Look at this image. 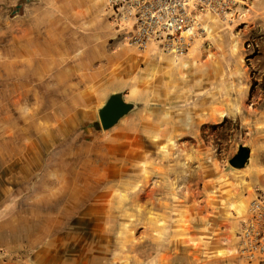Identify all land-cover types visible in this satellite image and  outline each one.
Returning <instances> with one entry per match:
<instances>
[{
  "label": "rangeland",
  "instance_id": "1",
  "mask_svg": "<svg viewBox=\"0 0 264 264\" xmlns=\"http://www.w3.org/2000/svg\"><path fill=\"white\" fill-rule=\"evenodd\" d=\"M242 1L177 54L129 45L107 0H0L11 264H257L240 249L264 206V27ZM116 92L135 107L104 130Z\"/></svg>",
  "mask_w": 264,
  "mask_h": 264
},
{
  "label": "built area",
  "instance_id": "2",
  "mask_svg": "<svg viewBox=\"0 0 264 264\" xmlns=\"http://www.w3.org/2000/svg\"><path fill=\"white\" fill-rule=\"evenodd\" d=\"M237 1L241 0H107V5L129 45L145 49L155 44L181 54L186 42L202 29L198 15L223 16ZM191 28L193 34L184 37L183 32ZM254 211L241 235L240 252L248 262L264 264V206H255Z\"/></svg>",
  "mask_w": 264,
  "mask_h": 264
},
{
  "label": "crops",
  "instance_id": "3",
  "mask_svg": "<svg viewBox=\"0 0 264 264\" xmlns=\"http://www.w3.org/2000/svg\"><path fill=\"white\" fill-rule=\"evenodd\" d=\"M239 7H241V5L238 6V8ZM244 9L246 11L245 20H241L239 24L246 25L251 30H255V31L262 30L264 27V0H247L246 6H244ZM110 35L111 33L108 36L102 37V41L104 43L108 42V39L112 37ZM113 52L114 51H111V53L104 55V60H101L99 63H96V64L110 66L114 61ZM119 90H122V89H117L116 91H119ZM8 234H9L8 231H6L5 233L3 228H0V249L5 250L4 251L5 253L0 252V264H11L13 262H16V260H13L8 252H9V249L16 247L17 245L14 243L13 240H10L9 238H7Z\"/></svg>",
  "mask_w": 264,
  "mask_h": 264
},
{
  "label": "water",
  "instance_id": "4",
  "mask_svg": "<svg viewBox=\"0 0 264 264\" xmlns=\"http://www.w3.org/2000/svg\"><path fill=\"white\" fill-rule=\"evenodd\" d=\"M134 104L124 99L122 92L111 94L103 106L98 110L101 126L108 130L116 125L119 120L134 109ZM244 153V159H239V154ZM251 160V149L240 146L237 154L230 159V163L238 168H248Z\"/></svg>",
  "mask_w": 264,
  "mask_h": 264
},
{
  "label": "bare ground",
  "instance_id": "5",
  "mask_svg": "<svg viewBox=\"0 0 264 264\" xmlns=\"http://www.w3.org/2000/svg\"><path fill=\"white\" fill-rule=\"evenodd\" d=\"M237 2H239V4H244V2L241 0V1H237ZM244 7V6H243ZM242 9V8H241ZM232 14V13H231ZM209 15H207V16H205V17H201V16H197V18H199L200 20H202V22H204L205 20H206V18L208 17ZM193 31H194V28H191L190 30H187V31H185V32H183V36L184 37H188L190 34H192L193 33ZM172 52H175V51H172ZM182 105H186V103L184 102ZM194 111L195 112H199V105L198 104H195L194 105ZM143 139H144V137H143ZM145 140V139H144Z\"/></svg>",
  "mask_w": 264,
  "mask_h": 264
},
{
  "label": "flooded vegetation",
  "instance_id": "6",
  "mask_svg": "<svg viewBox=\"0 0 264 264\" xmlns=\"http://www.w3.org/2000/svg\"><path fill=\"white\" fill-rule=\"evenodd\" d=\"M239 159H244V153H243V152H241V153L239 154Z\"/></svg>",
  "mask_w": 264,
  "mask_h": 264
}]
</instances>
